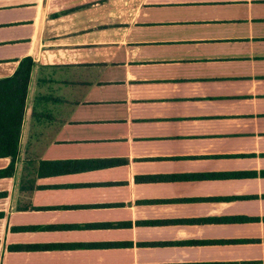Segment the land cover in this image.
Segmentation results:
<instances>
[{
  "label": "crops",
  "instance_id": "0c3cea01",
  "mask_svg": "<svg viewBox=\"0 0 264 264\" xmlns=\"http://www.w3.org/2000/svg\"><path fill=\"white\" fill-rule=\"evenodd\" d=\"M25 56L0 264H264V0H0Z\"/></svg>",
  "mask_w": 264,
  "mask_h": 264
},
{
  "label": "trees",
  "instance_id": "16d2710c",
  "mask_svg": "<svg viewBox=\"0 0 264 264\" xmlns=\"http://www.w3.org/2000/svg\"><path fill=\"white\" fill-rule=\"evenodd\" d=\"M33 65L32 57L25 56L19 60L12 75L0 78V157L10 156L12 158V163L7 168L0 170V177L12 173L13 159L18 151L28 82ZM33 108V114H35V106ZM71 162L79 164L78 169L115 163L110 161L101 163L98 160H40L39 167L45 166L46 168L48 166L51 169L47 173H55L61 171L56 169L57 164ZM65 171L67 170L65 169Z\"/></svg>",
  "mask_w": 264,
  "mask_h": 264
},
{
  "label": "rangeland",
  "instance_id": "374dc122",
  "mask_svg": "<svg viewBox=\"0 0 264 264\" xmlns=\"http://www.w3.org/2000/svg\"><path fill=\"white\" fill-rule=\"evenodd\" d=\"M88 90H86L85 88H84V90H81V91H79V90H77V94L76 93H74V90L72 89L71 90V94H67V96H72L73 98V100L76 98V97H78L79 95H78V92H83V93H86ZM65 93V91L63 90V89H59L58 90V92L57 93H55L57 96H62L63 94ZM40 102H43V100H41ZM50 107H53L52 105H50ZM50 107H47V108H50ZM60 111H61V109H60ZM72 111H73V109H71V111H68V114L70 115V114H72ZM47 112V111H46ZM48 113V112H47Z\"/></svg>",
  "mask_w": 264,
  "mask_h": 264
}]
</instances>
